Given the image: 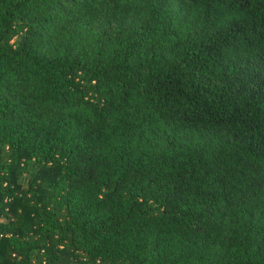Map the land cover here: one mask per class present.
Wrapping results in <instances>:
<instances>
[{
  "label": "trees",
  "instance_id": "obj_1",
  "mask_svg": "<svg viewBox=\"0 0 264 264\" xmlns=\"http://www.w3.org/2000/svg\"><path fill=\"white\" fill-rule=\"evenodd\" d=\"M0 264H264V0H0Z\"/></svg>",
  "mask_w": 264,
  "mask_h": 264
}]
</instances>
